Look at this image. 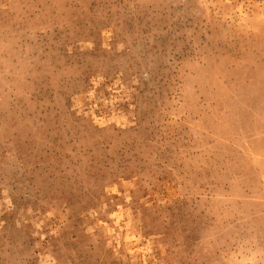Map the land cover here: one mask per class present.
<instances>
[{
  "label": "rangeland",
  "instance_id": "374dc122",
  "mask_svg": "<svg viewBox=\"0 0 264 264\" xmlns=\"http://www.w3.org/2000/svg\"><path fill=\"white\" fill-rule=\"evenodd\" d=\"M0 264H264V0H0Z\"/></svg>",
  "mask_w": 264,
  "mask_h": 264
}]
</instances>
